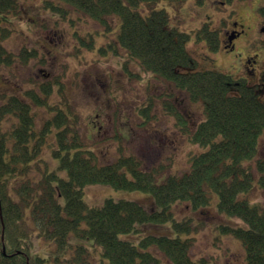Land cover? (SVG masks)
Returning <instances> with one entry per match:
<instances>
[{
    "label": "trees",
    "instance_id": "16d2710c",
    "mask_svg": "<svg viewBox=\"0 0 264 264\" xmlns=\"http://www.w3.org/2000/svg\"><path fill=\"white\" fill-rule=\"evenodd\" d=\"M58 1L106 29L111 26L105 17L117 15L120 26L110 48L115 54L123 49L124 69L133 61L140 70L182 92L190 102L201 101L204 118L195 125L186 122L178 108L183 97H175L178 100L174 102L171 94L162 105L190 142L206 148L190 156L187 171L167 174L160 180L162 166L146 168L131 154L100 163L77 131V115L69 105L65 103L67 110L53 104L48 107L52 84L25 91L24 100L0 93V264H45L47 259L30 253L33 235L52 240L57 255L67 254L65 264H162L149 249L163 254L170 264H216L206 258L192 260L188 238L149 234L135 243L120 237L122 233L139 235V225L168 220L173 227L186 229L189 220H173L172 205L188 202L193 208L206 206L211 191L217 195L219 211L246 223L244 227L219 226L239 239L245 251L244 264H264V205L251 204L246 198L257 173L264 186V159H255L264 130V101L255 89L221 72L193 70L197 62L185 48L189 35L168 28L165 10L151 6L158 0ZM139 2L149 6L147 15L133 9ZM63 5L43 1V6L57 11L61 19H70ZM21 13L19 0H0V64L22 62L35 52L23 47L13 53L1 43L10 36L13 16ZM259 13L264 15V7ZM202 28L210 47L217 48V32L208 30L206 24ZM46 106L50 116L37 132L33 107ZM7 116L14 124L4 131L2 119ZM51 132L57 146L52 155L58 159L57 168L66 170L67 179L40 165L45 135ZM87 184L148 192L160 209L148 212L137 201L112 197L105 198L101 206H88L83 199ZM71 236L80 241L71 243ZM96 247L100 248L97 259L93 254ZM54 262L61 264L58 256Z\"/></svg>",
    "mask_w": 264,
    "mask_h": 264
},
{
    "label": "rangeland",
    "instance_id": "374dc122",
    "mask_svg": "<svg viewBox=\"0 0 264 264\" xmlns=\"http://www.w3.org/2000/svg\"><path fill=\"white\" fill-rule=\"evenodd\" d=\"M43 1L19 0L22 13L13 16L10 36L1 43L13 53H18L23 47L35 52L28 54L32 57L22 62L0 64V93L23 99L25 91L38 90L50 83L53 86L48 107L51 109L53 104L67 110L65 103L69 105L68 109L77 115V131L85 137L88 149L95 153L100 163L110 162L120 154H131L141 159L146 168L162 166L160 180L167 174L187 171L190 156L206 147L190 142L177 129L174 116L165 113L162 102L171 94L174 102L183 97L178 108L190 125L204 118L202 102H190L182 92L152 77V73L140 70L133 61L127 63L128 69H124L123 49L120 47L119 53L115 54L110 48L113 45L110 38L115 39L120 26L117 15L105 17L111 26L106 29L87 16L78 17L80 14L53 0L55 5H63L73 22L61 19L57 11L44 7ZM260 1L158 0L151 6L156 10H165L168 28L189 35L185 48L197 62L193 70H213L228 75L233 80L241 81L244 86H252L258 98L264 101V32L261 31L264 22L261 23L258 11ZM148 7L145 2H139L133 9L145 16L149 13ZM232 17L240 21L243 29L233 49L227 50L220 43L212 49L202 27L206 24L208 30L216 31L220 42ZM89 33L92 34L91 43L85 38ZM253 54L256 58L253 75H250L245 59ZM48 107L34 108L37 116L33 128L37 132L43 130L50 116ZM97 113L98 117H94ZM94 120H98V124L104 122L97 131L93 127ZM2 124L5 131L14 123L7 116L2 119ZM45 137L48 143L42 146L39 156L41 167L55 170L61 178L67 179L66 170L57 168L58 159L52 155L57 148L53 133ZM255 159H264V130L258 139ZM255 159L250 161L252 168L255 167ZM258 176L257 173L246 198L251 204L264 205V186L259 183ZM107 197L137 201L148 212L160 209L154 204L151 194L145 191L118 189L107 184H87L83 187V199L88 206H101ZM171 210L173 220L183 222L188 219L189 227L177 229L168 220L139 225V235L122 233L120 237L136 243L139 238L149 234L179 236L189 239V256L192 260L206 258L216 264H244L245 251L239 239L219 226L244 227L246 223L219 211L215 192H210L206 206L193 208L188 202H175ZM70 240L71 243L80 241L72 236ZM30 241V253L47 259L45 264H55L56 256L61 264H65L67 254L57 255L52 240L33 235ZM149 250L162 264H170L163 254L155 249ZM99 251V247L94 249L95 259L99 257Z\"/></svg>",
    "mask_w": 264,
    "mask_h": 264
},
{
    "label": "flooded vegetation",
    "instance_id": "af4514ba",
    "mask_svg": "<svg viewBox=\"0 0 264 264\" xmlns=\"http://www.w3.org/2000/svg\"><path fill=\"white\" fill-rule=\"evenodd\" d=\"M259 3H261L260 7H264V0H261ZM264 22V15H261V23ZM262 26H264V24H262ZM243 29H242V24L240 23V21L235 18L232 17L231 20L229 21V26L227 27V29H225L224 33H223V39H221L220 44L222 47H224L227 50L233 49L234 47V42L236 41V39L238 37H240V35L242 34ZM124 59V61L126 60L125 55H122ZM255 58L256 55H249L246 59H245V64L247 67V71L248 73H250V75H253V65L255 63ZM98 113L95 114L94 117H98ZM94 123L93 127H95V130H99L103 124V123H99L98 124V120H94L92 121ZM97 122V124H96Z\"/></svg>",
    "mask_w": 264,
    "mask_h": 264
},
{
    "label": "water",
    "instance_id": "95a60500",
    "mask_svg": "<svg viewBox=\"0 0 264 264\" xmlns=\"http://www.w3.org/2000/svg\"><path fill=\"white\" fill-rule=\"evenodd\" d=\"M261 31H264V27L261 29Z\"/></svg>",
    "mask_w": 264,
    "mask_h": 264
}]
</instances>
